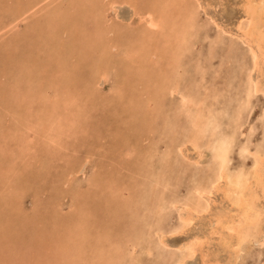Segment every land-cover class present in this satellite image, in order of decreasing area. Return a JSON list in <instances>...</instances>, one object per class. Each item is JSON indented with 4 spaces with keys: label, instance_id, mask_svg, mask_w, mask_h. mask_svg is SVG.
<instances>
[{
    "label": "rangeland",
    "instance_id": "rangeland-1",
    "mask_svg": "<svg viewBox=\"0 0 264 264\" xmlns=\"http://www.w3.org/2000/svg\"><path fill=\"white\" fill-rule=\"evenodd\" d=\"M258 1L0 0V264H264Z\"/></svg>",
    "mask_w": 264,
    "mask_h": 264
},
{
    "label": "bare ground",
    "instance_id": "bare-ground-1",
    "mask_svg": "<svg viewBox=\"0 0 264 264\" xmlns=\"http://www.w3.org/2000/svg\"><path fill=\"white\" fill-rule=\"evenodd\" d=\"M262 1H264V0H259L258 1L259 3H257V4L255 3V5L260 4ZM252 3H253V1L252 2H248V5H253ZM253 8H252V6H250V10L254 12V9ZM117 16H118V13H117ZM218 28H220V27H218ZM247 34H249V32ZM247 34H244L243 33V36L247 37ZM252 35L250 34L248 36H252ZM261 37H262V35H258V34H257V38L254 37L255 38V42H256V46H257L258 40H261ZM252 38H253V36H252ZM257 47L260 48V44H258ZM252 52H253V55H254V59H259L260 58L258 56L259 54H261L262 56H264V52L262 50H260V49H259L258 52H255V50L252 48ZM255 91H257V88H255ZM225 155H226V153H225V148H224L221 151V153L219 154V159L221 160V164H222V166H221L222 173L221 174H223V170H224ZM257 166H258L257 167V170H258L257 172H258L259 178L260 177L261 178L264 177V163L261 162L260 159L259 160L257 159ZM225 176H227V175H225ZM262 186L264 187V183L262 184ZM223 192H224V194L226 196H227V194H231L232 193V194H234V195H236L238 197V204H237L238 208L235 211L236 213L234 215H232V216H227L223 212H222V214L220 213V215L217 217L218 220L215 223L217 225V227H218V228L216 227L218 230L216 232H214V234H218L219 233L218 231H220L219 234L222 236V238H220L219 241L225 247H227L228 249H231V248H233V249L236 248L237 249V248H239V246L243 242L247 241V239H249L253 235V231H257L258 234L260 233V227H259L258 224H259V222H262L263 223L264 219L262 220L261 218L262 217L264 218V215H262L264 212L262 213L260 211V208H258V205L256 204V202H257L256 195H255L256 191L253 194H250V195L248 194L249 197H248V200H246V193L244 192L245 193L244 194L243 193V189L241 190V185H240L238 179H237V182L233 186H231L228 189L227 188L223 189ZM246 192H247V190H246ZM201 194H202V192H201ZM192 216H193V214L192 213H189L184 219L182 218V221H183V225L184 226L188 225L191 221H193V217ZM223 230H227L229 232V235H227V237L226 236L223 237L224 234L223 235L221 234V231H223ZM194 243H195V246H198V244H199V243H196V242H194Z\"/></svg>",
    "mask_w": 264,
    "mask_h": 264
}]
</instances>
